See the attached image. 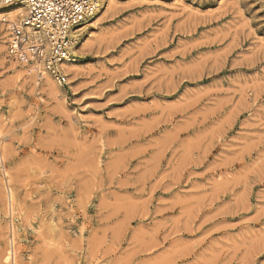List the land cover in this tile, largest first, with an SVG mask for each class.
Here are the masks:
<instances>
[{"label":"rangeland","instance_id":"1","mask_svg":"<svg viewBox=\"0 0 264 264\" xmlns=\"http://www.w3.org/2000/svg\"><path fill=\"white\" fill-rule=\"evenodd\" d=\"M78 29L57 94L0 47V264H264V0Z\"/></svg>","mask_w":264,"mask_h":264},{"label":"built area","instance_id":"2","mask_svg":"<svg viewBox=\"0 0 264 264\" xmlns=\"http://www.w3.org/2000/svg\"><path fill=\"white\" fill-rule=\"evenodd\" d=\"M98 4V0H0V9L23 10L16 20L0 14V41L7 58L22 64L39 82L49 75L60 86L67 85L63 66L77 58L78 28Z\"/></svg>","mask_w":264,"mask_h":264},{"label":"bare ground","instance_id":"3","mask_svg":"<svg viewBox=\"0 0 264 264\" xmlns=\"http://www.w3.org/2000/svg\"><path fill=\"white\" fill-rule=\"evenodd\" d=\"M99 4H98V9L97 11L91 15L84 23L88 22L90 19L95 18L99 13L102 12V10L105 8L106 2L107 1H111V0H98ZM3 13H8V18L11 20H16L19 18V15L23 14V10L19 7H13V8H9V9H0V14ZM33 34L35 35L36 32H33ZM85 43V38H79V40H77V44L75 45V50H74V54L76 56V52L77 49H81L83 47ZM0 47H5L3 42L0 43ZM7 57V56H6ZM14 63L19 64V66L21 68H24V66L16 61H14ZM79 66V65H78ZM77 58L72 60L71 62H68L66 64H64L63 66V71L65 74H67V76H72V75H77ZM26 70V69H25ZM27 72H29L28 70H26ZM37 80V79H36ZM44 82L46 83V85L48 86V89L50 90V93H55L57 94V92H59L56 88L57 86H55V84H57L55 82V80L53 78H51L49 75H45L43 78ZM38 82V81H37ZM59 85V84H58ZM38 86V85H37ZM44 93V92H43ZM55 97V96H54ZM1 134V132H0ZM1 137V136H0ZM1 147V146H0ZM0 160H2V154L0 151ZM4 162V159L2 160ZM2 164V163H1ZM5 171V170H4ZM4 173V172H3ZM6 180V179H5ZM8 187V186H7ZM7 193H8V199L10 200L11 198V192L9 191V188L7 189ZM11 201V200H10ZM10 204V203H9ZM10 212V211H9ZM4 261L7 263H11V264H15V257H14V250H13V246L11 249H7L4 253ZM72 263V262H71Z\"/></svg>","mask_w":264,"mask_h":264}]
</instances>
